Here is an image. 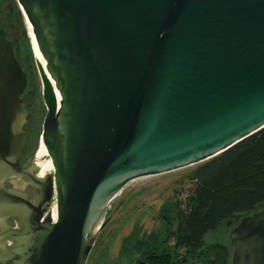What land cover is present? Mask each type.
<instances>
[{"label":"water","instance_id":"obj_1","mask_svg":"<svg viewBox=\"0 0 264 264\" xmlns=\"http://www.w3.org/2000/svg\"><path fill=\"white\" fill-rule=\"evenodd\" d=\"M16 2L47 113L38 178L17 165L27 79L0 29V264H86L127 184L202 164L264 129V0ZM47 155L52 176L38 169ZM22 175L37 202L55 198L44 218L4 186ZM227 226L230 264H264V207Z\"/></svg>","mask_w":264,"mask_h":264},{"label":"trees","instance_id":"obj_2","mask_svg":"<svg viewBox=\"0 0 264 264\" xmlns=\"http://www.w3.org/2000/svg\"><path fill=\"white\" fill-rule=\"evenodd\" d=\"M24 39L27 61L30 51ZM186 180L190 184L186 197H176L160 210L164 238L134 246L141 252L136 264L230 263L228 241L209 245L205 239L223 224L234 226L264 207V129L194 166Z\"/></svg>","mask_w":264,"mask_h":264},{"label":"rangeland","instance_id":"obj_3","mask_svg":"<svg viewBox=\"0 0 264 264\" xmlns=\"http://www.w3.org/2000/svg\"><path fill=\"white\" fill-rule=\"evenodd\" d=\"M0 24L6 28L13 41L17 60L27 74V87L21 101L25 100L23 110L27 113V124L22 126V130L29 132L24 156V159H28L38 146L47 111L42 100L41 82L31 39L16 0H1ZM25 37L30 51L27 61ZM192 169L190 167L169 174L142 178L127 184L111 202L105 221L112 215L98 234L86 264H136L141 257V252L134 249L137 243L151 241L152 238H164L165 226L159 218L160 210L172 199L178 197V200H183L186 197L190 188L186 175ZM48 175L52 176L53 171ZM6 188L21 190L33 199L24 178H12ZM54 202L55 198L48 206V212H51ZM228 232L229 227L223 224L215 232L208 234L205 241L209 245L227 244Z\"/></svg>","mask_w":264,"mask_h":264},{"label":"flooded vegetation","instance_id":"obj_4","mask_svg":"<svg viewBox=\"0 0 264 264\" xmlns=\"http://www.w3.org/2000/svg\"><path fill=\"white\" fill-rule=\"evenodd\" d=\"M0 4H1V0H0ZM0 29L4 32L5 34V37L6 39L11 43L12 45V48H13V54L15 56V59L17 60V57L15 55V48H14V44H13V41L11 40V38L8 36V32L6 30V28L2 27L1 24H0ZM17 62L19 63V65L21 66L22 68V71L24 72V68L22 67V65L20 64V62L17 60ZM25 73V72H24ZM25 75H27L25 73ZM26 79H27V76H26ZM27 87V85H26ZM26 89V88H25ZM25 91V90H24ZM24 94V92H23ZM23 94L21 95L20 97V101L22 100V96ZM25 100L21 101L23 103V107H24V102ZM26 124V121L24 122L23 126ZM24 131V130H22ZM26 133V137H25V141H24V147H23V154L21 156V158L18 160L17 162V165L19 167H23L25 166V173H29L30 175L34 176V177H42L40 175L43 174V171L41 172H38L36 171L35 167H34V154L35 152L28 158V159H24V156H25V145H26V141L28 139V135H29V132L28 131H24ZM43 161V162H42ZM41 162L38 163V169H41L44 167V158L42 159ZM18 178H24L26 179V181L28 182V190L29 192L33 195V199H30L29 195H25L23 192H20L21 195L25 196L26 199L33 204V208H34V213H33V216L34 218H37L38 217V214H43L42 218H44L45 216V213L48 212V204L45 202V195L44 193H41L40 194V197H39V202H37V191L35 190V188L32 186V184L30 183V181L28 180V178L26 176H18ZM12 180V179H11ZM10 183V179L7 180L5 183H4V186L6 187V184ZM9 226L10 229L14 230V231H20L21 229L19 228V225L16 221H11L10 223L7 224Z\"/></svg>","mask_w":264,"mask_h":264},{"label":"bare ground","instance_id":"obj_5","mask_svg":"<svg viewBox=\"0 0 264 264\" xmlns=\"http://www.w3.org/2000/svg\"><path fill=\"white\" fill-rule=\"evenodd\" d=\"M23 18H24V20H25V24H26V27H27V30H28L29 38L31 39V43H32V52H33V55H34V59H35V61H36V58H35V42H34V39H33L32 35H31V31H30V29H29V27H28V25H27L28 22H27V20L25 19V16H24V15H23ZM43 147H44V145H43ZM41 149L44 150V151L46 152L45 148H41ZM46 154H47V152H46ZM47 164H48V167H47V168H48L49 170L45 171V174H48V173H50V172L53 171L52 163H51L50 159L48 158V155L44 157V167H45ZM42 177H43V176H42ZM42 177H38V178H42ZM54 205H55V202H54ZM52 209H53V207H52ZM52 209H51V211H52Z\"/></svg>","mask_w":264,"mask_h":264}]
</instances>
